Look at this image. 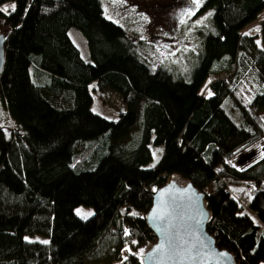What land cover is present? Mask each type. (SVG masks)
Wrapping results in <instances>:
<instances>
[{
  "label": "trees",
  "instance_id": "obj_1",
  "mask_svg": "<svg viewBox=\"0 0 264 264\" xmlns=\"http://www.w3.org/2000/svg\"><path fill=\"white\" fill-rule=\"evenodd\" d=\"M13 1L0 72L16 122L0 125V264H143L154 242L146 214L169 177L204 192L219 247L264 264V0H204L213 30L189 79L152 69L101 0ZM244 79L257 85L250 99ZM94 81L122 95L116 120L91 109ZM151 143L165 151L147 168ZM250 149L256 158L237 165ZM231 187L249 189L246 205ZM78 205L94 212L85 219ZM35 234L47 240L25 237Z\"/></svg>",
  "mask_w": 264,
  "mask_h": 264
},
{
  "label": "rangeland",
  "instance_id": "obj_2",
  "mask_svg": "<svg viewBox=\"0 0 264 264\" xmlns=\"http://www.w3.org/2000/svg\"><path fill=\"white\" fill-rule=\"evenodd\" d=\"M204 0H101L102 9L106 17L122 26L126 35L130 37L136 46L137 52L148 62L152 69L164 66L175 74V77L189 79L191 70L196 65L199 47L203 40L205 31L213 30L212 27V9H201ZM14 5L13 0L4 2L0 9L8 8ZM0 13V30L6 35L10 26L4 22V14ZM264 19V9L259 12L257 21ZM256 24V23H255ZM252 31L258 30L257 25L251 27ZM69 36L79 48L82 57L91 61L89 48L84 33L77 27L72 26ZM241 88L246 99L256 91V83L244 79ZM252 80V79H251ZM207 82H209L207 80ZM205 82V84H207ZM89 90L92 94L91 109L111 120H116L120 112L126 110V104L122 95L111 86L99 89L96 82L89 84ZM0 125L14 127L15 120L9 114V111L0 95ZM152 158L144 167H155L164 154L163 144H150ZM257 153L250 149L242 155L237 165L254 160ZM231 192L243 204H247L250 198L249 189L246 187H231ZM82 213H93L92 206L78 205L74 208ZM245 211L252 214L248 208ZM90 216V215H89ZM27 239L47 240L41 235H26ZM150 245V244H149ZM142 248L141 253L148 248Z\"/></svg>",
  "mask_w": 264,
  "mask_h": 264
},
{
  "label": "water",
  "instance_id": "obj_3",
  "mask_svg": "<svg viewBox=\"0 0 264 264\" xmlns=\"http://www.w3.org/2000/svg\"><path fill=\"white\" fill-rule=\"evenodd\" d=\"M4 43L5 35L0 30V72L4 64ZM204 197V192L191 182H177L170 177L155 190L146 220L157 238L142 254L143 264H238L231 252L219 247L207 230L209 211ZM159 214L164 215V221L154 218ZM161 228L167 232L162 234ZM168 237L177 242L186 256L189 254L185 250L191 248L194 259H169L166 251L157 252L162 242L165 249L169 248Z\"/></svg>",
  "mask_w": 264,
  "mask_h": 264
},
{
  "label": "snow or ice",
  "instance_id": "obj_4",
  "mask_svg": "<svg viewBox=\"0 0 264 264\" xmlns=\"http://www.w3.org/2000/svg\"><path fill=\"white\" fill-rule=\"evenodd\" d=\"M12 10L15 11V5L12 6ZM0 11L7 12L8 8L5 7L3 9H0ZM262 158H264V157H262ZM77 212H78V214L83 215L85 219H87V217L92 214V213H86V214L82 213L81 210H77ZM154 218L157 220H160V221H164V215L163 214L155 215ZM161 232H162V234H165L167 232V229L161 228ZM44 243H47V241H44ZM179 243L183 244L184 241H180ZM168 244H169V248L165 249L164 243L162 242L160 245L157 246L156 251L157 252L166 251L169 255V259H173V258H178L180 260L194 259V257L191 256V252H192L191 248L185 250L189 254L186 256L184 254V251H182L180 246L177 244V242H175L170 237H168ZM197 255H198V253H197Z\"/></svg>",
  "mask_w": 264,
  "mask_h": 264
},
{
  "label": "built area",
  "instance_id": "obj_5",
  "mask_svg": "<svg viewBox=\"0 0 264 264\" xmlns=\"http://www.w3.org/2000/svg\"><path fill=\"white\" fill-rule=\"evenodd\" d=\"M149 229L151 230V234L153 235V241H155L156 240V234H155V232L149 227Z\"/></svg>",
  "mask_w": 264,
  "mask_h": 264
}]
</instances>
